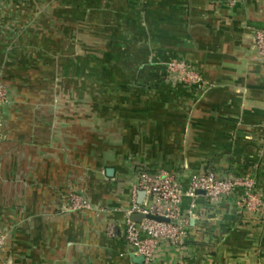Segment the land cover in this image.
<instances>
[{
  "label": "crops",
  "instance_id": "crops-1",
  "mask_svg": "<svg viewBox=\"0 0 264 264\" xmlns=\"http://www.w3.org/2000/svg\"><path fill=\"white\" fill-rule=\"evenodd\" d=\"M261 28L264 0H0V264H144L124 238L138 164L264 193ZM172 59L210 88L171 77ZM81 185L104 211L63 209ZM183 211L184 247L162 245L158 264H264V221L234 195Z\"/></svg>",
  "mask_w": 264,
  "mask_h": 264
},
{
  "label": "built area",
  "instance_id": "built-area-1",
  "mask_svg": "<svg viewBox=\"0 0 264 264\" xmlns=\"http://www.w3.org/2000/svg\"><path fill=\"white\" fill-rule=\"evenodd\" d=\"M229 5H236L241 0H227ZM254 46L264 60V28L258 29L254 35ZM171 77L194 88L197 92L207 91L210 82L192 65L183 59H172L166 65ZM11 92L8 84L0 76V129L4 125L2 108L10 103ZM138 183L133 187L131 205L126 210L128 217L124 238L132 253L144 256V264H158L157 253L162 245L184 247L188 237L190 219L183 211L186 197L195 200L203 193L210 202H217L224 196L234 195L240 208L264 221V193L257 188V180L251 176L221 177L214 171L194 175L188 185L181 183L176 175L166 169L151 172L144 164L135 167ZM80 183V181L78 182ZM144 191L146 198L139 201V193ZM195 207L194 202L191 204ZM66 211H83L98 209L90 198L87 187L81 185L70 190L63 205ZM133 213L146 216H159L165 220L149 217L140 222L132 221ZM109 233H115L114 225H109ZM8 234L0 232V252L7 243Z\"/></svg>",
  "mask_w": 264,
  "mask_h": 264
},
{
  "label": "water",
  "instance_id": "water-1",
  "mask_svg": "<svg viewBox=\"0 0 264 264\" xmlns=\"http://www.w3.org/2000/svg\"><path fill=\"white\" fill-rule=\"evenodd\" d=\"M140 195H141V200H142V197L145 195V192L144 191H142L141 193H140ZM146 217H149V218H152V219H156V220H165V218H163V217H159V216H153V215H150V216H146V215H144V214H142V213H133L131 216H130V218H131V220L132 221H136V222H140V221H142L144 218H146ZM138 259L140 260V261H144V256H141L140 255V257H138Z\"/></svg>",
  "mask_w": 264,
  "mask_h": 264
},
{
  "label": "rangeland",
  "instance_id": "rangeland-1",
  "mask_svg": "<svg viewBox=\"0 0 264 264\" xmlns=\"http://www.w3.org/2000/svg\"><path fill=\"white\" fill-rule=\"evenodd\" d=\"M9 104L5 105L2 110H3V113H5V108L8 106ZM3 120H4V116H3Z\"/></svg>",
  "mask_w": 264,
  "mask_h": 264
}]
</instances>
